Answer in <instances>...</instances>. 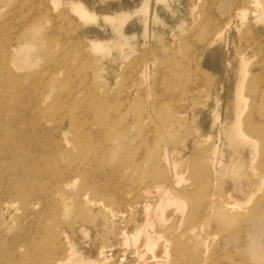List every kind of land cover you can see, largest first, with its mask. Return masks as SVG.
Returning a JSON list of instances; mask_svg holds the SVG:
<instances>
[{"label": "rangeland", "instance_id": "rangeland-1", "mask_svg": "<svg viewBox=\"0 0 264 264\" xmlns=\"http://www.w3.org/2000/svg\"><path fill=\"white\" fill-rule=\"evenodd\" d=\"M191 1L154 0V4L150 6L149 0H79L78 3L90 14L87 16L88 19H85L77 12L69 10L68 0H0V63L9 68L6 73H0V78L3 83L7 77L9 80L13 76L16 78L15 86L12 83L10 88V95L6 99L4 98L1 103L0 116H6L5 111H9V117H13L12 114L15 113V110L17 112L20 109V102H26L27 107L19 113L22 119L21 124L15 125L12 135L9 137L10 143H14L13 136L17 137L21 131L26 135V144L27 138L34 134H45V137L38 139V142L50 143L52 135L57 132L54 130L55 125L59 122L57 115L59 113L66 114L65 110L68 111L75 107L77 100L83 97L82 94H76L74 101L66 99L58 101L54 94L60 93L69 79L73 85L79 88L88 84V81L95 80L98 81L96 88L99 94L110 95L124 86L127 93L128 89L135 91L134 94L128 93L132 96V102L127 101L129 105L123 106V112H128L141 105L140 109H144L148 102V115L141 122L143 125L141 127L151 129L154 110L160 106L158 95H166L168 87L174 85L170 75L171 60L183 50L181 45L179 48L173 47L172 40L174 38L177 40L186 33L187 29L185 28L191 23L194 24V15L198 12L199 17L195 23L198 25L197 32L193 31L195 33L187 35L190 44L203 46L212 36V30L220 29L223 35L215 46L216 49L201 52L197 67L205 75L208 74V77L211 75L212 84L216 81L217 84L224 85L223 90L227 89L221 96L222 101L217 115L215 113L210 116L216 123V128L212 129L206 120L203 122L201 119V115L209 107L198 108L199 111L194 112L193 116L191 113L188 118L182 114V108L179 110L181 114H177L178 120L181 119L179 130L183 133L175 132V137L185 146L184 150H186L182 151L181 160L185 159H182V156L198 158V162L196 161L193 166L194 170L197 168L198 171L192 170L193 172L184 174L186 181L183 184L190 185V191L196 192V198L204 196V199L209 198L212 201L218 198L224 200L229 194L233 199L236 198L235 202L241 201L239 203L242 206L238 203L241 207L239 208L237 205L236 214L225 217L216 215L220 208L219 205H215L209 219H199V221L190 218L193 216L191 212L196 208L193 207L192 210L188 208L183 214H176L174 221L168 222V224L176 222L174 227L178 231L176 230L174 234H177V241L182 245L184 254L182 258L185 259L183 264H264V125L260 126L258 130L256 128L254 130L243 129L242 132H237V129L230 130L233 127L243 126L249 119L259 123L264 121V109L260 110L263 106L262 102L264 103V68L257 66L260 61L264 63V52L252 55V61L247 63L249 67L244 77L246 80L250 79V83L257 81L259 87L256 89L250 84L252 98L246 100L247 107L244 110L241 109L243 112L239 114V109L236 107L239 97L234 94L237 90L236 83H234L236 75H232L235 78L230 77L231 73L227 72L226 63L233 59L241 47L245 46L246 40L238 32H235V25L227 27L228 22L222 18L225 9L223 3L219 4L217 9L219 17L211 28L210 23L207 22L209 18L206 19L205 24L202 23L205 21V9L202 11L204 0H196V5L193 4L192 7ZM177 2L184 5L179 14L171 15L169 10L164 11L165 6H171ZM260 9L258 8L256 16L259 15ZM245 17L247 19L249 15H245ZM70 18L75 21L76 25H73L77 27L71 32L75 38L73 43L69 42L67 33L71 28L69 23L67 24V20ZM19 38H22L26 45L25 50L18 51L13 48ZM6 39H8V43L11 41L12 45L9 43L11 48H8L4 53L2 47L7 42ZM262 41L264 44V38ZM227 53L228 59H226ZM5 55H9V57L5 58ZM63 58L68 60L67 63L69 62V71L63 69V65L61 66ZM52 64L56 66L50 68ZM22 65L25 66L22 67ZM49 69H56V77H51V82H47L50 85V94L37 104L42 111L38 106L32 109L34 102L31 97L35 93L33 94L31 89H36L39 79L47 78L50 73ZM228 69L231 70L230 67ZM3 71L6 70L3 69ZM217 72L219 73L217 74ZM22 74H27L25 80L27 83L24 85ZM217 75L219 76L217 77ZM222 76H225L224 79ZM228 81L233 86L230 87L229 96ZM93 86H95L94 81ZM139 91L141 93H138ZM215 94L214 100H204L212 105L216 102V98L218 100L217 89H215ZM135 97H138L139 101H135ZM234 98L235 103H233ZM181 102L184 101L177 104ZM60 105L63 107L58 109ZM233 108H236V113ZM54 109L57 115L50 114ZM160 110L164 114L162 117L167 120L171 119L170 108L167 104H161ZM257 110L259 113L255 114L253 111ZM37 120L41 129L35 130L34 123ZM65 126H69V124H65ZM196 126L199 127L197 129L199 132L194 131ZM195 133H199L200 137ZM207 134L209 136L204 137ZM194 142L196 143L194 144ZM42 143H38L39 146ZM37 145H30V151L36 152L39 149ZM24 147L27 149L28 145ZM204 157H207V161ZM50 163L51 161L43 164L50 168ZM180 163L177 161L178 167H180ZM42 167L45 168V166ZM138 171L135 170L131 173L126 170L129 176H132V180L137 179ZM164 176H166L165 169L156 167L150 172V179L154 181ZM194 178L204 180L199 185L203 187L198 186L197 189ZM100 180L97 179V182L100 183ZM41 183L42 189L45 190L50 189L54 184L51 178L43 179ZM75 184L71 186V190L68 189L70 192L67 191L60 197L53 198L51 205L55 209L58 205L63 206L61 211L56 209L58 214L61 212V225L65 227L68 234L79 241L77 243L81 250L87 251L90 257L93 255L90 263L81 264H101V259L100 262H97L98 254L106 257L108 263L103 262V264H112V262L119 264L120 257L125 259L121 261L122 264H134V257L131 255L132 248L129 243L114 237V234L120 229V223L111 220L99 208L89 207L77 197L80 192H86L89 198H93V188L82 191L85 188H83L81 179H78ZM199 189L202 190L199 192ZM13 198L17 199L16 196ZM19 200H15L17 207L22 206L21 199ZM33 200L34 198L29 201ZM115 213L123 215L121 210H117ZM1 219L2 216H0V228L6 235L10 234L8 236L12 237L14 226L8 227V223L2 222ZM84 227L89 228V232L86 234L81 232ZM144 246L147 245H143L140 253L150 257L152 264L163 261L165 257L168 262L161 264H171L173 256L169 251L170 244L165 249L162 248L161 243H154L150 247Z\"/></svg>", "mask_w": 264, "mask_h": 264}, {"label": "bare ground", "instance_id": "bare-ground-1", "mask_svg": "<svg viewBox=\"0 0 264 264\" xmlns=\"http://www.w3.org/2000/svg\"><path fill=\"white\" fill-rule=\"evenodd\" d=\"M149 1L150 6H152L154 0ZM68 2L70 11L77 12L81 17L88 19L87 16L90 14L78 3L79 0H68ZM220 3H223L225 7L222 18L228 22L227 27L235 25V32H238L246 40L245 46L241 47L235 53L233 59L226 63L227 72L231 73L230 77H234L232 76L233 74L236 75V78L234 77L236 82L234 83H236L237 90L234 94L239 97L236 107L239 109L240 114L243 112L241 109L244 110L247 107L248 99L252 98L250 84L256 89L259 87L257 81L250 83V79L246 80L244 76L249 67L247 63L252 61L251 58L260 52H264L262 41L264 38V0H204L202 11L205 9V21L202 22L203 24L209 18L207 22L210 23V27L214 26L215 20L219 17L217 9ZM191 4V7L193 4L196 5V0H192ZM183 6V4L177 2L171 6H165L164 11L169 10L171 15H177L183 10ZM258 8L263 9V11L260 9L259 15H257L258 18H256ZM245 15H249V17L246 19L247 16L245 17ZM198 17L199 13L197 12L194 15V24L191 23L190 26L185 28L187 29L186 33L177 38V40L176 38L172 40L173 47L179 48V45H181L183 50L170 63V75L174 85L168 87L166 95H158L160 106L165 103L170 108V120L162 117L164 114L159 106L154 110L152 128L143 129L141 122L148 115V102L144 109H140L141 105L138 106L139 108L135 107L128 112H123V106L129 105L127 101L132 102V96L129 94H134L135 91L128 89V94L124 86L110 95L99 94L96 88L98 81H88V84L79 88L72 84L71 79L67 80V85L63 86L60 93L54 94L56 99L58 101L63 99L74 101L76 94H82L83 97L77 100L75 107L70 108L68 111L65 110L64 113L66 114L59 113L57 115L55 109L50 113L57 115L59 119L58 124L54 127L57 132L52 135L53 138L50 143L45 141L38 142V139L44 138L45 134H34V136L31 135L27 138L28 142L26 144V135L21 133L22 131L17 132V137L13 136L14 143H10L9 137L12 135L15 125L21 124L22 119L19 113L27 107L26 102H20V109L17 112L15 110V113L12 114L13 117H9V111H5L6 116H0V216H2V222L8 223V227L14 226L12 237L8 236L10 234L6 235L3 229L0 228V264L90 263L93 255L90 257L87 251L81 250L77 243L79 241H76L75 238L68 234L65 227L61 225V212L58 214L56 209L61 211L63 206L58 205L55 209L51 205L53 198H58L67 193L68 189L71 190V186L78 179L83 181V188L85 189L82 188V191L88 188L94 189L92 191L94 197L89 198L86 192H80L77 197L89 207L99 208L111 220L120 223V229L114 234V237L117 240L129 243L130 248H132L131 255L134 257V264H152L150 257L140 253V249L143 248V245H147L144 247H150L154 243H161L164 249L170 244L169 247L171 248L169 251L171 256H173L171 264L185 263V259L182 258L184 256L182 245L177 241V234H174L177 230L174 227L176 222L170 225L168 222L174 221L176 214H183L188 208L190 210L193 207L196 208L191 212L193 216L190 217L194 218L195 221L209 219L208 217L215 205H219L220 208L217 210V216L226 217L236 214L237 207L239 206L240 208L242 204H240L241 201H239L240 203L238 201L235 202L236 198L233 199L231 195L228 194L224 200L218 198L214 201L209 198H205V200L204 196L196 198V192L190 191V185L183 184L186 181L183 175L194 170L195 167L193 168V166L198 158L196 156L194 158L193 156L192 158L182 156V159H185L181 160V154L185 146L177 141L175 137V132L180 131L179 122L181 123V119L178 120L177 114H181L179 110L182 108V114L188 118L191 113L193 116L194 112L199 111L198 108L209 107L204 111V116L201 115V119H203V122L206 120L210 127L214 129L216 128V123L210 116L215 113L217 115L222 101L221 96L225 94L227 89L223 90L224 85L221 83L217 84L216 81H214L216 85L215 83L212 84L211 75L208 77V74L205 75L197 67L201 52L216 49L215 46L223 35L220 29L214 31L211 29L213 34L203 46L190 44L187 35L197 32L198 25H195V23ZM67 21V24L69 23L68 25L71 27L67 32L69 42L73 43L75 38L71 35V32L75 28L77 29L76 23L71 18ZM6 41L2 47L4 53L12 45L11 41L9 42L11 45L8 43V39ZM13 48L18 51L26 49L22 38H19L14 43ZM217 49L221 51L218 47ZM251 52L254 54H250ZM228 53L226 54V59H228ZM7 57L9 55H5V58ZM67 61L66 58H63L61 66L63 65V69L69 71V62L67 63ZM55 66V64H52L50 68ZM61 66L60 69H62ZM257 66L263 69V61L258 62ZM229 67L231 70L228 69ZM3 69L6 71H3ZM7 70L9 68L0 63V73H6ZM55 71L56 69H49L50 73L47 78L39 79L36 89H31V92L35 93L31 97L34 102L32 103L34 104L32 109L38 106L37 104L42 98L50 94V85L47 82H51V77H56ZM10 79L7 77L3 83L0 78V112L3 99L10 95L12 83L15 86L16 78L13 76ZM26 79L27 74H22L23 85L27 83L25 82ZM93 81L95 86H93ZM229 81L228 96L233 87L231 86L232 79L231 82ZM2 83L3 85H1ZM27 89L28 86L26 91ZM215 89H217L218 100L216 98V102L211 105L204 99L214 100L216 97ZM22 91H24V88H22ZM138 93H141V91ZM134 99L139 101L138 97ZM180 101L184 102L177 104ZM189 103H192V105ZM233 103H235V98ZM262 105L260 110L264 109L263 102ZM62 107L63 105H60L58 109ZM256 109L259 108L256 107ZM40 110L39 113L42 111ZM235 110L236 108H233L234 112ZM253 112L257 114L259 110ZM17 115L18 118H16ZM21 116L24 115L21 114ZM197 116L200 115L197 114ZM37 122L39 121L37 120L34 123L35 130L41 129ZM65 124H69V126H65ZM262 125H264V121L259 123L256 120L249 119L243 126L233 127L230 130L237 129V132H242L243 129L254 130L256 128L258 130ZM198 128L196 126L194 131L199 132ZM180 132L183 133L182 131ZM195 134L200 137L199 133ZM207 136L209 135H204V137ZM40 142L43 143L39 146L38 143ZM25 145H28L27 149L24 147ZM30 145H37L39 149L36 152H31L29 149ZM204 158L207 161V157ZM49 161H51L49 164L51 165L50 168L43 164ZM177 161L181 162L180 167L177 166ZM42 166H45V168ZM156 167L165 169L166 176L154 181L150 179V172ZM126 170L131 173L139 170L137 179L132 180V176H129ZM196 170L198 171L197 168L194 171ZM196 175L198 176V174ZM49 178L53 180V186L48 190L42 189L41 181ZM97 179H101L100 183L97 182ZM194 182L198 189L204 180L195 179ZM201 190L199 189V192ZM14 196L17 199H14ZM28 197L30 198L27 199ZM32 198L34 200L29 201ZM19 199H21V207H17V202L15 204V200ZM64 206L66 205L64 204ZM45 208H48V210H45ZM117 210H121L123 215L115 213ZM82 229L83 231L81 232L83 234L89 232L88 227ZM100 259L102 260L101 264L103 262L108 263L106 257L98 254L97 262H100ZM120 260L124 261L125 259L120 257ZM121 261L119 264H122ZM166 262H168L167 257L163 261L153 264ZM112 264L114 263L112 262Z\"/></svg>", "mask_w": 264, "mask_h": 264}]
</instances>
